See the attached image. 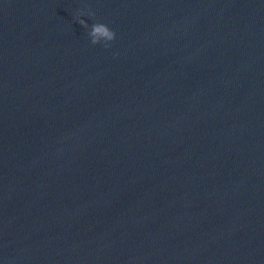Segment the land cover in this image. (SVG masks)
Returning <instances> with one entry per match:
<instances>
[{
  "label": "water",
  "instance_id": "95a60500",
  "mask_svg": "<svg viewBox=\"0 0 264 264\" xmlns=\"http://www.w3.org/2000/svg\"><path fill=\"white\" fill-rule=\"evenodd\" d=\"M0 264H264V0H0Z\"/></svg>",
  "mask_w": 264,
  "mask_h": 264
},
{
  "label": "clouds",
  "instance_id": "9594fccd",
  "mask_svg": "<svg viewBox=\"0 0 264 264\" xmlns=\"http://www.w3.org/2000/svg\"><path fill=\"white\" fill-rule=\"evenodd\" d=\"M88 15L92 16L94 15V13L89 12ZM77 21L84 28H89L88 23L84 19L79 18V15H78ZM88 36L91 38V43L95 45V44L100 43L102 40L106 42L114 40L115 32L112 29H110V27L107 24L97 22V23L91 24L90 30L88 31ZM104 46L110 47V44L105 43Z\"/></svg>",
  "mask_w": 264,
  "mask_h": 264
}]
</instances>
